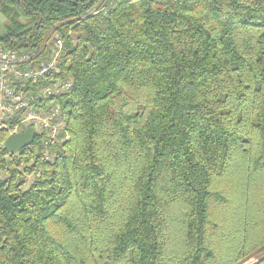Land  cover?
I'll list each match as a JSON object with an SVG mask.
<instances>
[{
    "label": "trees",
    "instance_id": "1",
    "mask_svg": "<svg viewBox=\"0 0 264 264\" xmlns=\"http://www.w3.org/2000/svg\"><path fill=\"white\" fill-rule=\"evenodd\" d=\"M0 13V46L35 66L60 37L55 77L70 83L44 101L66 114L56 141L37 132L10 154L0 131V264L264 250V0H0Z\"/></svg>",
    "mask_w": 264,
    "mask_h": 264
},
{
    "label": "built area",
    "instance_id": "2",
    "mask_svg": "<svg viewBox=\"0 0 264 264\" xmlns=\"http://www.w3.org/2000/svg\"><path fill=\"white\" fill-rule=\"evenodd\" d=\"M62 52L63 41L55 37L47 59L35 66L36 53L0 46V131L9 136L32 127L42 135L45 146L58 139L66 114L53 102L44 101L70 88L68 81L55 77ZM41 82L47 84L34 92L23 94L17 90L18 84Z\"/></svg>",
    "mask_w": 264,
    "mask_h": 264
},
{
    "label": "water",
    "instance_id": "3",
    "mask_svg": "<svg viewBox=\"0 0 264 264\" xmlns=\"http://www.w3.org/2000/svg\"><path fill=\"white\" fill-rule=\"evenodd\" d=\"M35 135L36 131L32 127L26 128L22 132L9 135L2 144L3 148L10 154H17L34 141Z\"/></svg>",
    "mask_w": 264,
    "mask_h": 264
},
{
    "label": "rangeland",
    "instance_id": "4",
    "mask_svg": "<svg viewBox=\"0 0 264 264\" xmlns=\"http://www.w3.org/2000/svg\"><path fill=\"white\" fill-rule=\"evenodd\" d=\"M6 23H7V21H6L5 17L0 13V36H3L5 34ZM31 180H32V177H28L27 182L30 183ZM263 256H264V250L261 251L260 253L256 254L251 260H249L243 264H249L251 261L257 260Z\"/></svg>",
    "mask_w": 264,
    "mask_h": 264
}]
</instances>
